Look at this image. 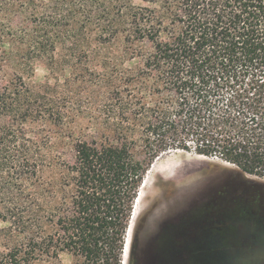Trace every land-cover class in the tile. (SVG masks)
Instances as JSON below:
<instances>
[{
  "label": "trees",
  "instance_id": "obj_1",
  "mask_svg": "<svg viewBox=\"0 0 264 264\" xmlns=\"http://www.w3.org/2000/svg\"><path fill=\"white\" fill-rule=\"evenodd\" d=\"M118 37L138 68H91ZM37 60L54 81L34 90ZM75 82L105 107L90 129ZM170 150L264 179V0H0V264H122L140 186Z\"/></svg>",
  "mask_w": 264,
  "mask_h": 264
},
{
  "label": "rangeland",
  "instance_id": "obj_2",
  "mask_svg": "<svg viewBox=\"0 0 264 264\" xmlns=\"http://www.w3.org/2000/svg\"><path fill=\"white\" fill-rule=\"evenodd\" d=\"M119 38L104 49L102 56L90 57L91 68H94V63L101 64L102 61L105 62V71L111 65H122L131 70L138 68V56L132 58L133 54ZM134 47L138 50V43ZM75 74L68 75L73 78ZM53 81L47 62L35 61L33 74L27 81L29 86L36 90L40 85ZM85 85L75 82L71 88L78 92L76 98L82 109L76 116L77 129H90L91 120L106 116L103 113L105 107L98 105L100 100L94 101L91 96L89 83L88 88L81 92ZM154 162L162 170L152 174L147 188L140 186L130 222L132 229L129 234L127 231L122 264H169L172 261L175 264L178 260L180 264H188L190 259L195 263L202 252L215 256L211 259L218 264L226 261L229 264H255L257 261L264 264V245H261L262 240L258 241L262 238L261 232L256 231L255 238L251 237L248 245H231L224 239L222 247L214 245L216 225L233 233L237 228L245 230L247 218L256 220L259 225L264 223V179L242 175L236 166L217 156H201L182 150H170ZM175 164L177 166L167 175ZM234 222L238 224L237 228ZM210 226L214 227L210 228L211 240L205 245L208 248L204 250L193 244L201 236L203 238L202 232H207ZM239 236L247 235L242 233ZM32 264H72V257L61 253L58 259L43 257Z\"/></svg>",
  "mask_w": 264,
  "mask_h": 264
},
{
  "label": "flooded vegetation",
  "instance_id": "obj_3",
  "mask_svg": "<svg viewBox=\"0 0 264 264\" xmlns=\"http://www.w3.org/2000/svg\"><path fill=\"white\" fill-rule=\"evenodd\" d=\"M176 167V166H175ZM175 167H170V169H169V172L167 173V175L168 174H170L171 173V171L175 168ZM160 170H162V169H159L158 171H160ZM167 170V169H166ZM158 171H155V172H158ZM152 178V177H151ZM150 182V181H149ZM148 186H149V184H148ZM147 186V187H148ZM146 187V188H147ZM145 190V189H144ZM143 195H144V192H143ZM143 195H142V197H143ZM141 200H142V198H141ZM141 202V201H140ZM247 218V217H246ZM258 224H259V222H257L256 220H254V219H251V218H247V220H246V227H245V230L243 229V231H239L238 230V224H236V222H234V227H236L237 228V230L235 231V232H229V231H227L226 229H224L222 226H219V225H216L217 227H216V229H215V241H214V245L215 246H219V247H222L223 246V243H222V241H223V238H229L230 239V241H228V240H226V242L228 243V244H231V245H234V244H236V245H239V246H244V245H248L249 244V242H250V239H251V237H253V238H255V236H254V233L257 231V232H261L262 233V236H260V237H262V238H260V239H258V241L259 240H262V242H263V244H261V245H264V223L262 224V225H260L263 229H258ZM209 232H211V231H209ZM224 232V233H223ZM242 233H245L247 236L246 237H241V236H239L240 234H242ZM202 234H204L203 235V238H202V236L200 237V239H198L197 241H194V243L193 244H195V245H199V247L201 248V249H205V245H206V242H209L210 240H211V237L209 236V237H207V235L209 234V233H207L206 231H203L202 232ZM257 235H259V234H257ZM206 236V237H205ZM237 237H240V241L238 240V238ZM206 239V240H205ZM253 240V239H252ZM259 244V243H258ZM201 254V253H200ZM191 255V254H190ZM204 256V254H203V252H202V254H201V256H199L198 258H197V261H198V263L199 264H205V262H204V260H205V258L203 257ZM193 258V257H192ZM190 261H191V259H190ZM193 261V260H192ZM169 264H174L173 263V261L172 262H170Z\"/></svg>",
  "mask_w": 264,
  "mask_h": 264
},
{
  "label": "bare ground",
  "instance_id": "obj_4",
  "mask_svg": "<svg viewBox=\"0 0 264 264\" xmlns=\"http://www.w3.org/2000/svg\"><path fill=\"white\" fill-rule=\"evenodd\" d=\"M157 162H159V161H157ZM175 166H177V164H175V165H173V166H171V167H175ZM159 169H160V167H157V166H156V163L154 162V163L151 165L150 169L148 170L147 175L145 176L144 182L142 183V187L146 188V187L148 186L149 181L151 180L152 174H153L155 171H158ZM144 188H143V189H144ZM140 190H141V189H140ZM141 192H142V191H141ZM139 193H140V192H139ZM141 196H142V193H141ZM131 228H132V225H131ZM128 246H129V245H128Z\"/></svg>",
  "mask_w": 264,
  "mask_h": 264
},
{
  "label": "water",
  "instance_id": "obj_5",
  "mask_svg": "<svg viewBox=\"0 0 264 264\" xmlns=\"http://www.w3.org/2000/svg\"><path fill=\"white\" fill-rule=\"evenodd\" d=\"M149 169H150V168H149ZM143 182H144V180H143ZM143 182H142V183H143ZM132 215H133V213H132Z\"/></svg>",
  "mask_w": 264,
  "mask_h": 264
}]
</instances>
